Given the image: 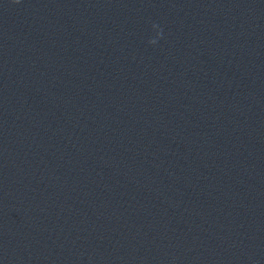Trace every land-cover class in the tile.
I'll return each instance as SVG.
<instances>
[{"label": "water", "instance_id": "water-1", "mask_svg": "<svg viewBox=\"0 0 264 264\" xmlns=\"http://www.w3.org/2000/svg\"><path fill=\"white\" fill-rule=\"evenodd\" d=\"M0 264H264V0H0Z\"/></svg>", "mask_w": 264, "mask_h": 264}, {"label": "clouds", "instance_id": "clouds-1", "mask_svg": "<svg viewBox=\"0 0 264 264\" xmlns=\"http://www.w3.org/2000/svg\"><path fill=\"white\" fill-rule=\"evenodd\" d=\"M15 2L19 3V0H15ZM152 28L155 31V36L150 37L148 43L150 45H156L158 41L163 38V29L160 28V26L155 23L152 25Z\"/></svg>", "mask_w": 264, "mask_h": 264}]
</instances>
